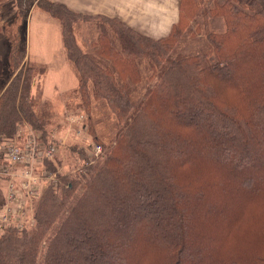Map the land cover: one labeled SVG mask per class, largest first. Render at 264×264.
I'll return each mask as SVG.
<instances>
[{
  "label": "trees",
  "instance_id": "16d2710c",
  "mask_svg": "<svg viewBox=\"0 0 264 264\" xmlns=\"http://www.w3.org/2000/svg\"><path fill=\"white\" fill-rule=\"evenodd\" d=\"M19 1L25 15L30 0ZM205 1L179 0L161 38L42 3L61 22L82 106L90 114L105 100L125 127L96 168L46 186L32 228L0 227V264H264V0H213L204 10ZM211 18L225 29L210 28ZM79 19L116 25L122 47L101 23L94 53L83 51L72 32ZM202 30L208 49L171 58L134 111L140 61L155 71L181 36ZM25 57V47L12 51L9 75L0 59V145L23 121L48 132L31 107ZM246 174L258 184L245 186Z\"/></svg>",
  "mask_w": 264,
  "mask_h": 264
},
{
  "label": "rangeland",
  "instance_id": "374dc122",
  "mask_svg": "<svg viewBox=\"0 0 264 264\" xmlns=\"http://www.w3.org/2000/svg\"><path fill=\"white\" fill-rule=\"evenodd\" d=\"M212 4L213 0H206L204 10ZM16 7L17 1L13 0V2L10 1L7 5H3L0 10L1 20L5 22L0 48L6 46L4 51L0 49L3 52V57L0 56V58H2L3 68H7L6 72L10 68L8 75L13 69V64L11 66L10 63L12 51L13 53L20 51L27 45V16L25 13V15H19L18 20L12 19ZM41 13L49 15V13L37 8L32 17L29 18L32 24V46L28 48L27 52L30 53L31 64H26V66L31 68V82L29 84L31 107L38 117L46 121L49 120L48 132L44 138L47 140V137L50 136L60 147L57 154H55L56 162L53 163L56 166L53 169L57 172V182L56 184H49L58 185L60 180L63 181V177L81 176V174L86 173L89 165H94V168H96L101 163V157L115 144L119 134L124 130L125 124H119L105 100L94 102L90 114L85 110L77 92L79 71L77 66L67 59L69 55L66 54L67 50L63 46L60 22L51 16L52 18H49V22L44 24L42 31H40L38 27L42 24ZM198 21L202 22L203 18L198 16ZM208 22L209 27L215 31H223L226 27L224 21L220 18H211ZM101 23L105 26L104 29H106L115 46L118 49L122 47L118 30H115L116 25L112 24L110 26L111 23L101 19H79L73 24L72 32L77 44L83 51L94 53L92 44L97 41L102 30L98 26ZM195 25H193L191 32L196 27ZM39 32H41L44 39H47L46 43H37L36 34ZM208 41L203 30L198 36H192L188 31L180 37L177 46L168 55V59L157 70L153 71L154 69L151 68L148 60L143 59V61H140L142 81L137 85H131L130 91L132 100L135 103L134 111L139 108L146 95L149 94L150 89L159 80L163 68L171 58L179 53L193 54L205 51L209 47ZM34 58H39L41 61ZM90 126L93 132L99 136V141L92 138L91 130H89ZM95 143L101 144L104 150L97 159L94 158L96 152L91 146ZM252 177L253 180L250 175L244 177L245 186H250L245 183L246 181L248 183L252 182V186L258 184L257 178L254 175ZM6 196L7 183L4 179H0V208L6 202ZM32 211L30 212L31 217ZM238 211L241 212V209H238ZM32 226H34V220L32 224L26 225L28 228H32Z\"/></svg>",
  "mask_w": 264,
  "mask_h": 264
},
{
  "label": "built area",
  "instance_id": "2783aa9c",
  "mask_svg": "<svg viewBox=\"0 0 264 264\" xmlns=\"http://www.w3.org/2000/svg\"><path fill=\"white\" fill-rule=\"evenodd\" d=\"M17 135L15 140L0 145V179L7 183L6 202L0 208V227L17 225L22 229L33 222L30 212L34 201L48 184L57 182V172L46 168L45 162H56L55 154L60 147L50 136L46 140L42 132L26 123L18 125ZM91 146L97 159L104 150L98 143Z\"/></svg>",
  "mask_w": 264,
  "mask_h": 264
},
{
  "label": "crops",
  "instance_id": "0c3cea01",
  "mask_svg": "<svg viewBox=\"0 0 264 264\" xmlns=\"http://www.w3.org/2000/svg\"><path fill=\"white\" fill-rule=\"evenodd\" d=\"M10 1L13 2V0H6L3 5H7V3ZM15 1H17V7L15 8V12L13 13L12 19L18 20L19 15H22L20 12V1ZM45 2H52L57 4L59 3L60 5H63L66 8L70 9L72 12L74 11L86 17L101 16L119 20L124 24L130 26V28L138 31L139 33L152 38H161L168 35L174 23H176L179 18V0H30L28 6L29 9L25 12L27 16L26 32L28 34L26 41L27 45L25 46L26 57L25 59H23V63L25 65L31 64V56L30 53L28 54L27 52L28 48L32 46V24L31 20L29 21V18L32 17L33 13L37 8H40L43 11L49 13V15H45L46 13H41L42 24L38 27V30L40 31H42L43 29L42 26L49 22V18L53 17L57 19L42 6V3ZM4 26L5 22L2 21L0 17V42L2 40V30H4ZM60 29L63 46L65 48L63 41L62 25ZM36 41L38 44L41 42L46 43L47 39H44L41 32H39L38 34H36ZM5 48L6 46H3L0 49L4 51ZM1 50L0 56L3 57V52ZM0 59L2 60V58ZM34 59L41 61L39 58ZM67 59L72 62L69 56L67 57Z\"/></svg>",
  "mask_w": 264,
  "mask_h": 264
}]
</instances>
